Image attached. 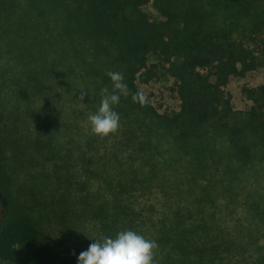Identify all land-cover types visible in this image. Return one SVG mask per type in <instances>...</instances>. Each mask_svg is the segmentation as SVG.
<instances>
[{
    "label": "rangeland",
    "instance_id": "1",
    "mask_svg": "<svg viewBox=\"0 0 264 264\" xmlns=\"http://www.w3.org/2000/svg\"><path fill=\"white\" fill-rule=\"evenodd\" d=\"M2 1L0 125L9 130L2 127L0 137L15 185L33 193L35 215L51 245L46 264H77L90 238L100 235L88 214L92 202L108 201L116 184L133 176L131 170L139 180L131 192L136 207L157 220L167 216L174 222L178 212L185 225L203 219L231 240L263 241L264 130L251 120L252 101L244 92L264 83L263 65L231 76L225 87L228 121L243 129L251 148L247 160L235 156L218 121L198 125L191 138L177 137L183 130L168 122L179 110L174 80L153 54L148 62L158 64L156 76L137 83L143 104L133 106L121 96L114 106L120 127L101 137L91 132L88 116L99 107L102 90L112 91L107 74L124 76V67L116 47L84 15L87 0ZM205 1L235 33L258 23L264 35V0ZM142 9L152 18L158 15L153 4ZM67 21L73 33L63 31ZM1 77L9 80L1 83ZM18 80L20 88L29 89L24 96L13 91ZM44 121L56 131L33 132ZM63 187L69 196L61 195Z\"/></svg>",
    "mask_w": 264,
    "mask_h": 264
},
{
    "label": "trees",
    "instance_id": "2",
    "mask_svg": "<svg viewBox=\"0 0 264 264\" xmlns=\"http://www.w3.org/2000/svg\"><path fill=\"white\" fill-rule=\"evenodd\" d=\"M150 4L157 8L156 17L142 9ZM208 4L211 3L205 0H87L83 12L93 20L92 28L116 47L123 61L127 97L133 106L143 104L140 96L133 99L140 94L137 83H148L157 74L158 64L148 62V55L153 54L174 80L179 110L168 122L183 130L176 132L177 137L191 138L197 132L190 131L198 125L218 121L227 130L235 156L247 160L251 148L243 129L228 121L230 97L225 87L231 76L264 66V35L258 23L251 25L247 33L245 27L237 28L235 33L228 24L217 20L218 10L208 8ZM62 29L74 32L69 21ZM21 71L31 77L26 70ZM1 79V83L9 80ZM18 81L13 91L24 96L29 89L20 88ZM244 92L252 101L251 120L264 130V83L246 87ZM2 127L9 130L1 124L0 132H4ZM12 128L15 130L16 125ZM55 131L52 123L44 121L33 132L41 135ZM2 143L1 140L0 264H46L51 245L35 215L33 193H24L22 184L15 185ZM58 169L56 165L55 174ZM130 174L133 176L116 184L108 201L92 202L88 214L98 224L100 235L133 229L156 240V264H264V239L260 244L255 243L256 239L250 243L231 240L222 230H212L203 219L185 225L178 212L172 222L167 216L157 220L147 209L137 208L131 192L139 180L135 171ZM57 179L63 181L59 175ZM61 195L69 196L67 187H63Z\"/></svg>",
    "mask_w": 264,
    "mask_h": 264
},
{
    "label": "clouds",
    "instance_id": "3",
    "mask_svg": "<svg viewBox=\"0 0 264 264\" xmlns=\"http://www.w3.org/2000/svg\"><path fill=\"white\" fill-rule=\"evenodd\" d=\"M113 84L112 91L103 89L105 93L94 113L88 116L90 130L101 137L115 133L120 127V115L114 106L120 102L121 96L129 94L128 85L123 74L109 72L107 74ZM139 93L133 96L136 100ZM83 95L80 99L83 100ZM92 242L86 250L79 253L77 264H156L155 256L158 243L144 234L124 229L114 235H99L90 238Z\"/></svg>",
    "mask_w": 264,
    "mask_h": 264
}]
</instances>
